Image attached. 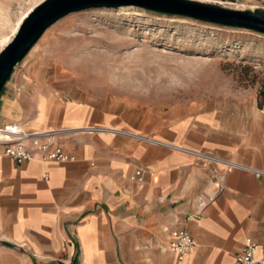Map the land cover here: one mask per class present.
Returning <instances> with one entry per match:
<instances>
[{"label": "crops", "instance_id": "0c3cea01", "mask_svg": "<svg viewBox=\"0 0 264 264\" xmlns=\"http://www.w3.org/2000/svg\"><path fill=\"white\" fill-rule=\"evenodd\" d=\"M11 78L0 92V125L55 130L72 159L17 163L0 144V264H234L248 238L261 243L264 177L233 169L216 182L212 169L223 166L192 152L264 169L258 108H243L234 124L189 108L147 131L100 108H62L52 94L19 98L17 87L12 96ZM139 167L141 185L129 179ZM198 197L206 204L196 217ZM172 228L195 240L182 260L168 249Z\"/></svg>", "mask_w": 264, "mask_h": 264}, {"label": "rangeland", "instance_id": "374dc122", "mask_svg": "<svg viewBox=\"0 0 264 264\" xmlns=\"http://www.w3.org/2000/svg\"><path fill=\"white\" fill-rule=\"evenodd\" d=\"M41 1L0 0V51ZM194 1L264 14V0ZM9 87L12 96L17 87L19 98L52 94L62 108H100L147 131L189 108L234 124L243 108L264 114V34L137 4L86 8L45 30Z\"/></svg>", "mask_w": 264, "mask_h": 264}, {"label": "water", "instance_id": "95a60500", "mask_svg": "<svg viewBox=\"0 0 264 264\" xmlns=\"http://www.w3.org/2000/svg\"><path fill=\"white\" fill-rule=\"evenodd\" d=\"M122 4H137L161 12L183 14L264 34V14L260 12L229 9L194 0H43L27 14L16 35L0 51V92L15 66L57 20L73 11Z\"/></svg>", "mask_w": 264, "mask_h": 264}, {"label": "built area", "instance_id": "2783aa9c", "mask_svg": "<svg viewBox=\"0 0 264 264\" xmlns=\"http://www.w3.org/2000/svg\"><path fill=\"white\" fill-rule=\"evenodd\" d=\"M84 129L86 131H94L98 128L87 126ZM57 134L55 130H28L20 127L18 123L9 122L0 125V144L4 153L17 163L29 161L33 158H38L45 162L70 161L72 156L57 142ZM192 152L205 165L214 164L217 166L221 164L223 166V168L212 169L211 177L216 182L223 183L226 172H230L233 169H245L264 177V169L262 168H251L207 152ZM129 179L139 185L143 184L144 170L140 167L136 168L129 176ZM196 202L198 210L195 216L199 217L206 203L202 197H198ZM194 245L195 240L187 230L183 228H172L169 230L168 249L175 254L178 260H182ZM257 249L260 250L259 254H256ZM234 264H264V234L260 244L248 238L242 248L236 252Z\"/></svg>", "mask_w": 264, "mask_h": 264}, {"label": "bare ground", "instance_id": "6f19581e", "mask_svg": "<svg viewBox=\"0 0 264 264\" xmlns=\"http://www.w3.org/2000/svg\"><path fill=\"white\" fill-rule=\"evenodd\" d=\"M9 40H10V38H7L3 45H5L7 42H9ZM19 126L22 127L21 125H19Z\"/></svg>", "mask_w": 264, "mask_h": 264}]
</instances>
